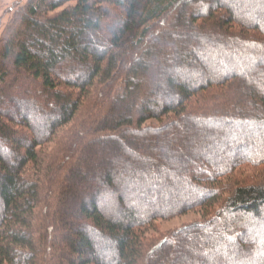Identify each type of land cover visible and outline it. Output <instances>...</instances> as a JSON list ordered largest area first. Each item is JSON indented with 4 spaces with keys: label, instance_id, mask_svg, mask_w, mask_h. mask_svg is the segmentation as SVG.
<instances>
[{
    "label": "trees",
    "instance_id": "16d2710c",
    "mask_svg": "<svg viewBox=\"0 0 264 264\" xmlns=\"http://www.w3.org/2000/svg\"><path fill=\"white\" fill-rule=\"evenodd\" d=\"M263 125L264 0L17 4L0 35V264H264V219L245 230L264 212L248 140Z\"/></svg>",
    "mask_w": 264,
    "mask_h": 264
},
{
    "label": "rangeland",
    "instance_id": "374dc122",
    "mask_svg": "<svg viewBox=\"0 0 264 264\" xmlns=\"http://www.w3.org/2000/svg\"><path fill=\"white\" fill-rule=\"evenodd\" d=\"M27 0H0V35H1V32L4 28V26L6 25L8 19L10 18L11 14L13 13V11L15 10L16 8V5L17 4H24ZM104 29H105V25L103 26V28L101 29V32H104ZM200 44H203L200 40H197V41H192L191 44H190V48L194 47L195 45H200ZM229 51H233V49H230ZM234 51H237V50H234ZM216 64V61L214 60H211L210 62H204V63H198L197 65L200 66L202 65V67H205V66H212V65H215ZM252 69V68H251ZM176 74L174 73V76ZM24 89L22 90H14L12 93H10L9 95L12 96L13 98H19L21 96H24L23 95V91L25 89H29V90H33L34 87L31 86V85H28V84H24ZM29 100H33L35 99L33 97V95L31 96H28L27 97ZM37 103H39V101H36ZM6 103V102H5ZM155 123H157L155 120H151ZM34 125L36 126V128L40 129V124H39V121H36V122H33ZM199 126H201V132L202 131H208L210 129H215V128H219L218 130H222L223 128H225L226 126L230 129H235V130H250L253 128L252 125H242L240 127H235V126H232L233 124L232 123H226L225 125L223 124L222 126H219L217 124H208V123H201L199 122ZM226 127V128H227ZM263 128H264V125H263ZM206 139H209V137H205ZM255 139H256V136L255 135H251V137L248 138L249 141H251L253 143V149H257V148H260L263 146L264 144V139L262 137L258 138L259 139V142H255ZM5 145V144H4ZM2 145V146H4ZM194 146V145H193ZM192 146V147H193ZM219 148V147H218ZM7 150V149H6ZM4 151V158L5 159H9V153L8 151ZM240 152H249V149H243V151H240ZM222 155H226V154H229L228 152L224 151L222 149L221 151ZM243 168V167H242ZM259 169V171H263V167L259 166V167H244L242 169V171L244 172V174L248 175L249 173L251 174H255V172ZM178 187H184V185L182 184H177V185H174L172 187H168L167 189H164L166 192L170 193L174 188H178ZM154 195V198L156 199V201L152 202V204H159V201L158 199H161L159 198L160 195L159 193L157 192L156 194H152V196ZM192 195V194H191ZM193 196H196V193L193 194ZM110 201V200H109ZM106 202V203H99V207L101 209H103L105 212L107 213H115V208H114V204L112 202ZM156 206V205H155ZM154 206V207H155ZM162 206L159 205V206H156V208H161ZM199 215L194 211H188L182 215H178V216H174V217H171V218H168V219H158L157 221L154 222V225L152 226V228H149L146 230V235L149 237V239H153V238H158L160 237L161 235L175 229L176 227H179L183 224H186L188 223L189 221L191 220H194V218L198 217ZM264 219V212H262V214L259 216V218H249V225L248 227H245V230H246V233L247 234H252V230L258 226L261 222V220ZM84 231H89V229L87 227H85V229H83ZM224 240L227 241V238L224 237ZM95 244V248L98 246L96 244V242H94ZM237 255L238 252L237 251H229V252H224V255Z\"/></svg>",
    "mask_w": 264,
    "mask_h": 264
}]
</instances>
